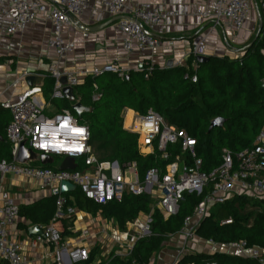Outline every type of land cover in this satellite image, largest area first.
<instances>
[{
	"label": "built area",
	"instance_id": "2783aa9c",
	"mask_svg": "<svg viewBox=\"0 0 264 264\" xmlns=\"http://www.w3.org/2000/svg\"><path fill=\"white\" fill-rule=\"evenodd\" d=\"M89 1L99 2L111 17L120 16L130 0H0V15L8 17L5 29L7 35L25 31L38 20H45L52 25V34L47 45L53 50L54 60L47 68V76L53 80L51 98L45 101L41 87H28L12 102H0L2 109L8 110L11 119L5 129V139L11 147V160H0V182L6 175L24 177L35 181L41 188L47 189L55 197V215L53 221L64 214L71 216L74 209L66 207L67 198L60 190L61 182H68L78 189L85 198L97 205L111 201H120L125 194L135 197L146 196L150 201L147 213H139L127 222V228L118 236L121 246L148 236L155 211L164 218L177 214L185 196H201L186 216L177 232L184 244L195 239L196 230L210 210L223 204L232 196H249L264 200V131H260L250 147L239 151L223 148L219 163L209 171H203V162L198 157L197 142L184 130L169 124L160 114L148 109L144 114L131 111L127 125L125 119L128 110L121 114L122 128L136 135V149L139 155L149 157L156 164L139 174L135 162L119 164L117 161L97 160L88 144L89 128L80 123L68 109L55 110L46 114L54 99H66L62 93L64 86L76 88L82 82L77 73L61 68L59 63L74 50V42L62 37L64 26H74V20L87 7ZM253 0H210L207 9H197L196 14L202 21L216 25L227 20L234 30H240L248 19ZM264 16V2H260ZM175 15L172 11H161L148 3H142L131 11V16L117 21V28L123 36L121 47L127 53L136 47L141 52L154 50L159 42L150 35L145 27H156L164 20ZM82 37H86L82 33ZM206 38L198 34L190 40V54L196 59L206 56ZM195 68V66L193 65ZM141 68V67H140ZM140 68L136 69L139 70ZM151 69L148 68V71ZM103 73H114L123 77L126 72L107 64L86 72V76L95 78ZM22 72L20 78L29 76ZM147 76V74L145 75ZM65 78V84L60 82ZM17 80L11 83L16 86ZM196 81V76L191 77ZM101 93L93 85L91 102L99 101ZM75 102H79L75 98ZM71 104V103H70ZM37 154L50 157H66L73 160L76 167L82 163V170L48 168L33 166L32 162L15 161L19 145ZM68 193V192H67ZM18 216V204L1 189L0 186V262L6 264H24L26 257L22 246L9 238L7 225L14 224ZM225 220L222 224L230 223ZM131 232L134 235L131 236ZM83 236L87 232L83 231ZM39 243L50 244L60 248L68 264H81L88 260L89 252L80 246L66 249L62 244L60 231L50 224L34 237ZM214 246L212 242H208ZM224 252L256 258L264 264V251L259 248H247L244 241L222 245ZM132 246L128 248L127 256ZM185 254L184 249L176 252L172 264ZM53 264H63L59 259Z\"/></svg>",
	"mask_w": 264,
	"mask_h": 264
},
{
	"label": "trees",
	"instance_id": "16d2710c",
	"mask_svg": "<svg viewBox=\"0 0 264 264\" xmlns=\"http://www.w3.org/2000/svg\"><path fill=\"white\" fill-rule=\"evenodd\" d=\"M264 2V0H262ZM258 4V3H257ZM261 26L257 38L250 37L237 57L211 56L198 64L190 54L185 66L159 68L142 65L123 77L103 73L95 78L85 77L73 89L75 98L92 112L82 114L79 120L89 128L88 144L97 160L117 161L119 164L135 162L140 175L156 164L149 157L138 154L136 135L122 128L121 112L124 109L144 114L152 109L169 124L184 130L197 142L198 157L203 171L219 163L223 148L239 151L250 147L260 131H264V16L258 4ZM252 43L250 47H246ZM195 65V68L193 67ZM147 74V76H145ZM196 76L192 82L191 77ZM53 80L46 78L42 88L44 97L51 92ZM93 85L101 93L97 102H91ZM56 110L68 109L69 101L62 100ZM223 118L222 129L208 132L210 122ZM10 121L8 111L0 108V160H11V147L5 139V129ZM43 167L51 168L50 165ZM80 169V165L76 167ZM73 198L66 207H77L92 214L99 212L115 220L119 230L133 221L139 213H147L151 201L146 196L125 194L120 201L97 205L78 190L70 192ZM201 196L187 195L177 214L164 218L153 214L148 236L139 238L132 245L129 255L113 252L100 257L97 247L89 252L88 260L81 264H150L160 252L163 243L177 234L184 218L191 214ZM250 199L253 204H250ZM55 197L50 196L30 205L18 206V216L32 224L46 225L54 218ZM230 220L228 224L223 221ZM196 235L207 242L225 245L244 241L246 247L264 251V200L249 196H232L223 204L214 206L202 220ZM176 264H260L256 258L229 252H186Z\"/></svg>",
	"mask_w": 264,
	"mask_h": 264
},
{
	"label": "crops",
	"instance_id": "0c3cea01",
	"mask_svg": "<svg viewBox=\"0 0 264 264\" xmlns=\"http://www.w3.org/2000/svg\"><path fill=\"white\" fill-rule=\"evenodd\" d=\"M261 1H252L246 23L240 30H234L227 20L213 25L198 17L196 10L207 9L211 5L210 0H130L120 17H130L132 9L142 3L151 4L161 11L175 13V15L167 17L159 26L145 27L146 31L159 42L154 50L141 52L134 47L129 53L124 51L121 47L123 36L117 28V21L94 33L82 31L76 26H64L62 37L74 42V50L63 58L59 65L61 68L77 73L81 82L87 77L86 72L107 64L114 65L126 73L136 71L143 64L163 69L170 68L166 66L170 61L171 67L185 66L190 55V40L198 34L205 35L207 57H237L241 48L250 37L256 34L259 28L258 4ZM112 18L114 17L109 16L99 2L89 1L86 9L75 20L84 26H97ZM7 23L8 17L0 15V102H12L28 87L38 86L35 84L28 86L25 81L26 77L19 79L24 71L30 75L41 77L42 89L48 77V65L54 60L53 50L47 45L52 34L50 22L38 20L25 31L13 35L5 33ZM82 33L86 34L85 38L82 37ZM17 79L16 86L12 87L11 83ZM42 96L45 99L43 93ZM47 111L51 113L55 110L50 105ZM8 113L10 115L9 111ZM2 140V136H0V142ZM0 186L9 198L15 200L18 206L30 205L52 196L47 189L41 188L35 181L24 177L6 175L0 182ZM69 193L64 195L67 200H72ZM71 208L74 209L71 216L64 214L56 221H53L52 218L46 225L32 224L25 218L17 216L14 224L6 226L9 238L19 242L22 246L26 257L24 264H53L59 257L63 264H68L64 253H60L59 247L34 240L36 235L28 232L32 226H38L42 230L53 224L60 231L62 244L68 250L74 246H80L90 252L94 247H97L100 257L96 262L117 248L118 251L115 254L124 256L128 252V248L134 244L135 241L132 239L122 246L117 243V238L121 232L125 231L126 225L122 231L119 230L114 219L105 217L99 212L92 214L89 211L79 210L77 207L72 206ZM83 231L87 232L86 236H83ZM132 235H134L133 232H131ZM204 248L206 249L197 250L195 246L191 245V242L184 244L182 238L176 234L163 243L162 249L150 264H172L176 252L180 249H184L185 253L189 251L196 253L224 252L222 245L218 244L210 246L208 243V246ZM186 249L188 250L186 251ZM0 264L6 263L0 262Z\"/></svg>",
	"mask_w": 264,
	"mask_h": 264
},
{
	"label": "water",
	"instance_id": "95a60500",
	"mask_svg": "<svg viewBox=\"0 0 264 264\" xmlns=\"http://www.w3.org/2000/svg\"><path fill=\"white\" fill-rule=\"evenodd\" d=\"M70 20L73 21L74 26H76L78 29L85 31V32H89V33H94V32H98L102 29H104L105 27H107L108 25L112 24L113 22L118 21L121 18L124 17H114L111 20L97 25V26H84L81 23H79L78 21L74 20L71 16H69ZM261 26V19H259L258 21V30L255 34L254 40L257 38L258 33H259V29ZM252 45V43L248 44L246 47H250ZM209 59V57L207 56H198L196 57V62L198 64H203L205 62H207ZM167 67H171L172 63L169 61L166 64ZM26 83L28 84V86H32V85H38L39 87H42V78L38 77V76H33V75H29L25 78ZM65 78H61L60 82L62 84H65ZM262 88H264V80L262 81ZM62 93L65 96V98L71 103V110L79 117L82 114H87L92 112L91 108H88L84 105H82L80 102H75V96L73 94V89L71 87L68 86H64L62 89ZM225 123V120L223 118H215L213 119L208 127V132H210L212 129L214 128H219L222 129L223 125ZM15 161L17 163H25L26 161H30V162H39L41 165L46 166V165H51L53 163V158L45 155L43 153L41 154H37L36 152H33L32 150L26 148L24 146V143H21L19 145L18 148V152L15 158ZM76 166L73 162L72 159L66 157L62 160V162L60 163V165L58 166V170H65V169H74ZM60 190L62 193H67V192H72L74 191V186H72L70 183L68 182H61L60 183ZM28 232L30 234H34V235H39L41 233V230L38 228V226H32L28 229Z\"/></svg>",
	"mask_w": 264,
	"mask_h": 264
},
{
	"label": "rangeland",
	"instance_id": "374dc122",
	"mask_svg": "<svg viewBox=\"0 0 264 264\" xmlns=\"http://www.w3.org/2000/svg\"><path fill=\"white\" fill-rule=\"evenodd\" d=\"M50 98H51V94L49 93L48 97L45 98V101H49ZM61 101H62V100H59V99H54V100H52V101H51V108L54 109V110H56V109H57V108H56L57 105H58ZM69 105H70V107H71L70 102H69ZM45 113H46L47 115L50 114L48 111H45ZM72 115H73V114H72ZM73 116L76 117L80 123H84V122H82V121L79 120V117H80V116H79V117H78L77 115H76V116L73 115ZM61 159H62V158H60V157H55V158H54V162L50 165V167H51V168H57V166H58L59 162L61 161ZM78 163H79V165H80V169H78V170H82V169L84 168V166L82 165L81 162L78 161ZM31 165H33V166H43V165H41L39 162H32ZM25 186H27V185H25ZM252 204H253V200L250 199V204H249V205H252ZM175 235H176V234H175ZM117 239H118V238H117ZM191 245H192V246H195V249H197V250H201V248H202L203 250H205L206 248H204V247L208 246V242L205 241L204 239H202L200 236L196 235L195 239L191 241ZM120 249H121V248H120ZM120 249H119V250H120ZM126 249H127V248H126ZM188 249H189V248H188ZM188 249H186V251H187ZM117 251H118V248L115 249V250L112 251V252L115 253V252H117Z\"/></svg>",
	"mask_w": 264,
	"mask_h": 264
},
{
	"label": "bare ground",
	"instance_id": "6f19581e",
	"mask_svg": "<svg viewBox=\"0 0 264 264\" xmlns=\"http://www.w3.org/2000/svg\"><path fill=\"white\" fill-rule=\"evenodd\" d=\"M130 116H131V111H128V114H127L126 119H125V125L128 124Z\"/></svg>",
	"mask_w": 264,
	"mask_h": 264
}]
</instances>
